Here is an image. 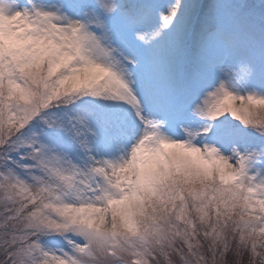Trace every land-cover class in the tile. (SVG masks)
<instances>
[{
  "label": "snow or ice",
  "instance_id": "1",
  "mask_svg": "<svg viewBox=\"0 0 264 264\" xmlns=\"http://www.w3.org/2000/svg\"><path fill=\"white\" fill-rule=\"evenodd\" d=\"M0 264H264V0H0Z\"/></svg>",
  "mask_w": 264,
  "mask_h": 264
}]
</instances>
